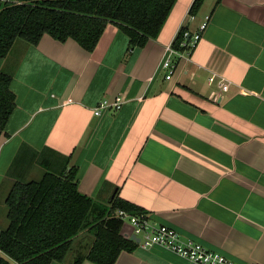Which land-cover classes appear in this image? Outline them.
<instances>
[{
	"label": "crops",
	"instance_id": "0c3cea01",
	"mask_svg": "<svg viewBox=\"0 0 264 264\" xmlns=\"http://www.w3.org/2000/svg\"><path fill=\"white\" fill-rule=\"evenodd\" d=\"M193 1L175 0L157 37L126 58L128 37L111 23L92 51L45 33L35 45L17 40L0 58L15 94L0 132V230L14 180L42 174L30 149L13 164L27 144L68 156L82 193L100 202L116 195L183 238L264 264V0H200L190 17ZM206 14L202 37L166 79L164 46ZM117 95L118 110L93 113ZM122 230L130 237L126 221ZM114 264L196 263L137 245Z\"/></svg>",
	"mask_w": 264,
	"mask_h": 264
},
{
	"label": "trees",
	"instance_id": "16d2710c",
	"mask_svg": "<svg viewBox=\"0 0 264 264\" xmlns=\"http://www.w3.org/2000/svg\"><path fill=\"white\" fill-rule=\"evenodd\" d=\"M175 0H0V58L17 40L35 45L45 33L64 42L68 38L92 51L107 24H114L127 37L125 58L136 47L157 37ZM200 0L189 8L195 14ZM185 27L173 40L178 48ZM11 75L0 69V132L15 108ZM30 149L43 168L37 179L16 178L4 199L7 224L0 230V264H71L88 260L114 264L123 250L132 252L137 243L123 235L124 222L116 212H145L114 195L109 202L82 193L77 169L69 157L45 147ZM82 243L83 245L77 244Z\"/></svg>",
	"mask_w": 264,
	"mask_h": 264
},
{
	"label": "built area",
	"instance_id": "2783aa9c",
	"mask_svg": "<svg viewBox=\"0 0 264 264\" xmlns=\"http://www.w3.org/2000/svg\"><path fill=\"white\" fill-rule=\"evenodd\" d=\"M190 17H193V15L191 14ZM209 21L210 15L206 14L193 32L185 29L178 48L173 45V42L164 46L161 66L165 69L166 79L171 78L178 66V61L182 57L191 54V51L207 28ZM122 103L123 97L121 95H117L113 99H102L93 107V113L100 115L104 110H118ZM116 215L123 222L126 221L130 225L131 235L138 239L136 243L140 247L148 248L153 245H159L196 264H246L232 259L221 252L209 249L192 238L181 237L178 230L169 225L152 223L145 212L131 214L124 210H118Z\"/></svg>",
	"mask_w": 264,
	"mask_h": 264
},
{
	"label": "rangeland",
	"instance_id": "374dc122",
	"mask_svg": "<svg viewBox=\"0 0 264 264\" xmlns=\"http://www.w3.org/2000/svg\"><path fill=\"white\" fill-rule=\"evenodd\" d=\"M20 41H22V40H20ZM41 172H43V170H40ZM1 209V208H0ZM4 211V213L6 212V207H5V204L3 205V207H2V212ZM4 217H5V215H4ZM5 219H6V217H5ZM6 223H7V220H6ZM73 254V252H71L70 253V256Z\"/></svg>",
	"mask_w": 264,
	"mask_h": 264
},
{
	"label": "water",
	"instance_id": "95a60500",
	"mask_svg": "<svg viewBox=\"0 0 264 264\" xmlns=\"http://www.w3.org/2000/svg\"><path fill=\"white\" fill-rule=\"evenodd\" d=\"M130 239H132V240H134L135 242H137L138 241V239L136 238V237H134V235H130V237H129Z\"/></svg>",
	"mask_w": 264,
	"mask_h": 264
}]
</instances>
